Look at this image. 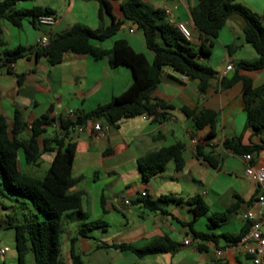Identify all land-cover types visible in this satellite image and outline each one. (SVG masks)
Returning a JSON list of instances; mask_svg holds the SVG:
<instances>
[{"label":"crops","instance_id":"obj_1","mask_svg":"<svg viewBox=\"0 0 264 264\" xmlns=\"http://www.w3.org/2000/svg\"><path fill=\"white\" fill-rule=\"evenodd\" d=\"M26 1L30 2V8L51 9L56 23L53 26L36 27L28 20H24L20 27L6 21L1 23V51L17 46L27 49L25 55L13 63L5 62L0 52V114L9 125L12 124L15 110L21 113L22 120L28 125L48 111L55 120L64 117L67 111L74 112L76 116L84 115L108 103L130 86V69L125 66L111 68L106 57L94 59L88 55L66 52L61 63L50 65L46 60L34 56L37 40L43 36L50 39L57 33L67 31L73 24L97 29L99 4L96 0H93L95 3L90 11L78 10L77 0H57L55 4L52 0ZM107 1L115 21H122L124 18L120 6L125 0ZM236 1L255 15L264 17V0ZM142 2L162 10L167 22L176 26L183 24L190 32L189 42L192 46L201 44L190 18V9L196 1ZM25 22L30 29H25L28 33L24 39L27 44L23 46L19 35L17 39L10 37L15 31L8 24L23 29ZM109 23L110 18L104 15V26ZM242 25V19L237 16L227 19L213 40L210 55L198 59L216 73V78L211 81V87L206 92L198 90L196 81L170 67H164L160 83L152 94V98L170 107L159 111L164 114L163 119L154 121L151 116H136L119 121L116 127L109 126L104 119L89 120L82 132H73L71 139L64 138L65 141L75 142L72 175L80 178L70 191L81 194L80 210L62 216L60 249L65 264H72L71 248L84 264H251L243 255L228 252L222 259H216L215 255L216 250L227 249L232 245L224 235L235 236L249 227L242 215L252 209L257 193L256 185L244 174L241 154L225 149L222 144L224 140L239 135H242L243 145L259 144L264 139V133L253 135L251 129H244L246 114L241 84L237 82L224 90L219 87V80L231 77L238 62L252 61L257 57L255 51L253 53L244 44V38V41L241 40ZM30 39H33L32 43ZM117 40L126 41L134 52L142 53L149 62L152 61L142 32L129 21L124 20L113 37L93 44L108 50ZM227 64H231L233 69L224 72ZM239 73L249 76L255 87L264 84V69L251 72L241 70ZM182 108L215 110L218 118L214 137L206 139L207 128L196 130L192 121L182 113ZM93 122L101 125L100 133L91 130L90 124ZM57 132V128L52 125L46 128L43 137L51 141ZM27 136L26 129L22 137ZM176 142L183 145L182 169L176 171L173 162H170L163 172L143 182L136 166L137 159ZM197 145L203 146V151L210 154L215 162L214 168L196 156ZM49 147H54V144L50 143ZM53 154V151L43 152L37 164L27 165L23 152L19 151L17 167L30 177L42 179ZM252 157L254 164L264 166V150ZM142 193L152 201L170 196L180 202L160 203L163 212H153L140 204H132ZM195 196L200 197L207 206L204 215L194 216L192 212L193 206L188 201ZM1 199L21 202L23 209H27L30 215H39L27 199L8 194L0 196ZM125 200L130 204L126 205ZM29 206L34 208V212ZM232 207L233 212L225 222L208 226L209 216ZM12 208L0 202V232H3L0 235V249H4L0 253L1 264H18L14 230L6 225L13 219L21 223L26 216L23 214V218L19 219L14 211H8ZM91 221H100L101 224L87 231L85 236L80 235L81 225ZM193 232L207 234L209 238L195 239ZM164 238L175 245L173 249L143 258L129 250L117 248L119 245L143 248ZM185 239L189 240L188 245L183 244ZM25 263H34L32 253L26 256Z\"/></svg>","mask_w":264,"mask_h":264},{"label":"trees","instance_id":"obj_2","mask_svg":"<svg viewBox=\"0 0 264 264\" xmlns=\"http://www.w3.org/2000/svg\"><path fill=\"white\" fill-rule=\"evenodd\" d=\"M21 1L26 0H0V33L2 21L20 27L24 20H28L33 27H36L39 16L53 14L48 8L17 9L16 4ZM96 1L99 4L97 29L92 30L81 24H73L67 31L50 37L49 44L45 48L34 49V56L36 59L45 57L50 65L61 63L66 52L88 55L94 59L106 57L111 68L125 66L130 69L132 74L130 86L120 95L112 97L108 103L84 115H77L75 120L61 117L55 120L50 117L48 111L28 125L22 120L21 113L15 110L12 124L9 125L5 117L0 114V196L8 194L27 199L39 213L26 217L21 223H16L13 219L6 225L14 230L18 264H26L25 258L29 253L33 254V264H65L60 249L62 216L67 212H77L81 207V194L70 191L80 180L79 177L75 178L72 175L75 142L64 140V138L71 139V134L74 132L72 128L83 126L89 120L104 119L109 126L116 127L119 121L136 116H151L154 121L163 119L164 114L159 111L170 107L152 98V94L160 83L164 67H170L190 80L196 81L198 90L201 93L206 92L211 87V81L216 78V73L212 67L199 62L198 59L210 55L213 40L224 27L227 19L232 16L242 19L243 38L254 49L257 57L252 61L238 62L231 77H222L219 80V87L224 90L237 82L241 84L243 110L246 114L244 129H251L253 135L264 133V84L255 87L249 76L239 73L241 70L251 72L264 69L263 16L255 15L236 0H194L196 4L190 9V18L201 39V44L194 47L183 37L174 23L165 20L162 10L151 8L142 0H125L121 4L124 18L122 21H115L107 0ZM104 15L110 18L107 26L103 24ZM124 20L137 24L143 34L146 48L152 54L151 62L144 54L134 52L124 40L115 41L108 50L93 44L113 37ZM26 51V48L17 46L3 50L2 56L5 62L13 63L23 57ZM181 111L192 121L196 130L208 129L206 139L214 137L218 118L215 110L182 108ZM55 121L58 122V132L49 141L43 137V134ZM26 129L28 136L24 138L22 134ZM50 143H53L54 147H49ZM222 145L233 153L252 156L264 150V139H261L259 144L243 145L242 135H239L224 140ZM203 148L201 145L196 146V156L214 168L215 162L209 153L203 151ZM182 149V143L176 142L172 146L161 148L137 159L136 166L141 180L148 182L158 173L163 172L170 162H173L176 171L181 170L184 165ZM19 151L23 152L24 162L27 165L37 164L43 152L53 151L51 164L42 179L30 177L18 169ZM166 202L179 203L180 200L170 196H162L157 201L138 197L132 201V204H140L149 211L163 212L159 204ZM188 203L193 206L194 216L204 215L207 212V206L198 196L192 197ZM233 209L232 207L223 213L209 216L208 226L225 222ZM100 224V221L83 223L79 233L85 236L87 231ZM247 230L248 228H245L235 236L223 237L234 244L246 234ZM192 234L195 239L209 238V235L204 233ZM174 246L164 238L143 248L126 245H119L117 248L129 250L137 257L143 258L167 252ZM70 258L72 264H84L73 248L70 250Z\"/></svg>","mask_w":264,"mask_h":264},{"label":"built area","instance_id":"obj_3","mask_svg":"<svg viewBox=\"0 0 264 264\" xmlns=\"http://www.w3.org/2000/svg\"><path fill=\"white\" fill-rule=\"evenodd\" d=\"M38 25L41 26H53L56 23V19L52 15H42L37 19ZM177 28L187 40L190 39L189 30L183 25L178 24ZM132 32V30H130ZM49 44V37L43 36L35 45L36 49L45 48ZM231 64L225 66L224 72L232 70ZM67 120H75L76 114L72 111H67L64 117ZM58 130V122L54 123ZM90 128L95 133H100L102 127L98 122H93L90 124ZM30 129V126H28ZM72 130L75 132H82L84 130L83 126L73 127ZM242 162L244 164V174L256 185L257 193L253 201L252 209L246 211L242 218L249 223L248 230L246 234L241 237L236 243L232 244L227 249L216 250V259H222L226 253L231 252L235 255H243L247 257L251 264H264V166L253 163V158L250 154L241 155ZM145 193L141 194V197H145ZM126 205L130 202L125 200ZM184 245L189 244V240L185 239ZM4 249H0V253H3Z\"/></svg>","mask_w":264,"mask_h":264},{"label":"rangeland","instance_id":"obj_4","mask_svg":"<svg viewBox=\"0 0 264 264\" xmlns=\"http://www.w3.org/2000/svg\"><path fill=\"white\" fill-rule=\"evenodd\" d=\"M57 0H52V3L55 4ZM95 1V0H94ZM93 0H77V5H78V10H85V11H90L92 8H93V5H94V2ZM60 4V2H58ZM62 3V2H61ZM16 8L17 9H26V8H30V2L29 1H21L19 3L16 4ZM77 10V9H76ZM263 27H264V22L262 23ZM8 26L13 30L15 31V33H11L10 37L13 38V39H17L18 35H19V38L22 40L23 42V46L27 43H25V38H27V34L26 33V30L25 29H30V26L27 22L24 23V27L26 26V28L23 27V29H16V28H13L11 27L9 24ZM38 32V30H37ZM3 37H0V41H2ZM241 40H243V37L241 36ZM30 42L32 43L33 42V39H30ZM239 42H236V44H238ZM29 44V42H28ZM245 45H247V47L249 49H251L250 51H253L254 53V49L251 47L250 44L244 42ZM2 48L0 47V52ZM1 54V53H0ZM247 59L249 58L248 56L246 57ZM29 201V200H28ZM1 203H3L5 206H7L8 208L13 206L14 208L12 209H9L8 211L9 212H12L14 211L16 214H17V217L20 219L23 218V214H25L26 217H30V212L27 210V209H23L24 208V205L21 204V202H18V201H8L6 199H1L0 200ZM28 203V202H27ZM31 207V206H29ZM34 208L31 207V210L34 212L33 210ZM220 224V223H218ZM264 230V229H263ZM3 234V232H0V235ZM1 264V262H0Z\"/></svg>","mask_w":264,"mask_h":264},{"label":"water","instance_id":"obj_5","mask_svg":"<svg viewBox=\"0 0 264 264\" xmlns=\"http://www.w3.org/2000/svg\"><path fill=\"white\" fill-rule=\"evenodd\" d=\"M134 26H135V28H137L138 26H137V24H134ZM41 60L42 61H45L46 60V58L45 57H41Z\"/></svg>","mask_w":264,"mask_h":264}]
</instances>
